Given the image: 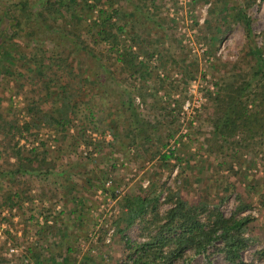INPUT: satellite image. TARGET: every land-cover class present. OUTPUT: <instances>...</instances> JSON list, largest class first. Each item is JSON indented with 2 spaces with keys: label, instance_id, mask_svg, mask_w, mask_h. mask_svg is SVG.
Returning <instances> with one entry per match:
<instances>
[{
  "label": "trees",
  "instance_id": "1",
  "mask_svg": "<svg viewBox=\"0 0 264 264\" xmlns=\"http://www.w3.org/2000/svg\"><path fill=\"white\" fill-rule=\"evenodd\" d=\"M104 1L0 0V90L14 76V92L22 95L25 103V117L13 113L12 107L5 115L0 110V158L5 159L0 174L22 185L6 190L0 206L23 208L25 199L31 197V177L67 180L68 172L58 170L60 165L50 156L47 141L39 137L43 127L59 133L60 151L76 150L81 142L91 143L86 139L87 127L95 133L112 131V141L94 144L98 151L122 143V134L115 131L126 128L120 115L111 110L99 116L96 110L99 100L95 95L103 87L104 97L111 90V96L121 102L118 108L129 111L127 124L138 123L132 98L138 93L145 100L142 84L148 79L153 56L143 47L139 24L149 17L150 9L156 11L168 0H126L132 5L130 12L110 1L106 6ZM240 3L238 17L246 31L254 71L250 80L243 75L225 78L209 91L203 118L217 136L218 150L225 146L249 149L257 141L264 144V44L256 43L248 6ZM105 74L112 80L110 87ZM170 117L166 106L158 108L153 119L142 121V140L129 133L128 145L141 146L151 158L158 156L160 149L152 146L154 135L173 122L164 120ZM24 137H32V142L40 145L22 147L19 143ZM173 157L175 149L161 155L164 161ZM229 197L228 193L213 201L188 198L179 187L139 184L121 198L115 233L123 256L110 264H177L189 253L206 255L212 247V253L220 251L232 264H255L243 257L250 243L256 242L255 236L248 234L255 218L242 215L251 206L243 194H236V209L228 216L221 206ZM163 205H167L164 210ZM136 225L138 235L132 239L127 232ZM257 254L264 257V248Z\"/></svg>",
  "mask_w": 264,
  "mask_h": 264
},
{
  "label": "rangeland",
  "instance_id": "2",
  "mask_svg": "<svg viewBox=\"0 0 264 264\" xmlns=\"http://www.w3.org/2000/svg\"><path fill=\"white\" fill-rule=\"evenodd\" d=\"M109 1L127 12L132 9L126 0H105L106 6ZM239 2L248 6L246 12L251 17L256 43L263 46L264 0H168L160 9H150L149 17L139 24L143 47L153 56L148 79L138 83L144 86L145 100L138 93L132 98L138 123L127 124L129 111L118 108L121 102L111 96V90L104 97L103 87L95 95L99 100L96 110L99 116L111 110L113 115H120L126 127L115 129L122 134L121 144L98 151L94 144L112 141V131L95 133L87 127L86 139L91 143L81 142L76 150L70 147L60 151L56 129H41L39 137L47 141L50 156L60 165L58 170L68 172L67 180L31 177V197L25 199L23 208L0 206V264H24L18 255L9 256L12 246L22 248L35 264H110L120 260L123 254L115 221L122 210L121 198L139 184L148 187L152 183L179 187L188 198L210 201L229 193L221 206L228 216L236 209V194H243L251 207L242 215L255 218L248 234L256 239L243 257L264 264V257L257 254L264 248V144L257 141L249 149L225 146L218 150L217 136L203 118L209 91L216 89L221 80L237 75L250 80L253 75L255 63L249 58L246 31L239 21ZM46 48L51 51L50 46ZM104 76L110 87L111 78ZM16 86L11 76L8 86L0 90V110L5 115L13 109V113L25 117L23 96L15 94ZM46 106L51 108L48 102ZM165 106L171 117L164 120L173 122L154 135L152 146L161 153L151 158L141 146H129L127 134L142 140V121L153 119L155 110ZM19 145L29 149L40 144L24 137ZM169 149H175V157L162 160L161 155ZM4 163V157L0 158V164ZM12 183L13 179L0 174V204L6 190L22 186L21 181ZM165 208L167 205L162 206V210ZM138 228L136 225L127 232L132 239L137 238ZM47 240L51 253L56 254L50 262L36 258L37 250L45 247L43 241ZM67 248H71L69 255L63 256ZM213 250L206 255L189 253L177 264H232L223 253Z\"/></svg>",
  "mask_w": 264,
  "mask_h": 264
},
{
  "label": "crops",
  "instance_id": "3",
  "mask_svg": "<svg viewBox=\"0 0 264 264\" xmlns=\"http://www.w3.org/2000/svg\"><path fill=\"white\" fill-rule=\"evenodd\" d=\"M49 240V239H48ZM47 240V243L43 241V244H45V247H40L37 250V254H36V258L37 259H43L45 261L50 262L51 260L55 259L56 254L51 253V248L50 245L51 243H49ZM65 242V241H64ZM42 243V242H41ZM50 244V245H49ZM43 248V249H42ZM69 250H71V248H67L66 252H63V256H67L69 255ZM46 254H48V256H46ZM59 254H61V252H59ZM58 255V254H57ZM65 258V257H63ZM59 260V259H58ZM66 260V259H65Z\"/></svg>",
  "mask_w": 264,
  "mask_h": 264
},
{
  "label": "built area",
  "instance_id": "4",
  "mask_svg": "<svg viewBox=\"0 0 264 264\" xmlns=\"http://www.w3.org/2000/svg\"><path fill=\"white\" fill-rule=\"evenodd\" d=\"M13 255H18L19 257H21L23 259L24 264H35L29 256L25 255L22 248L20 247L17 246L10 247L9 256H13Z\"/></svg>",
  "mask_w": 264,
  "mask_h": 264
}]
</instances>
